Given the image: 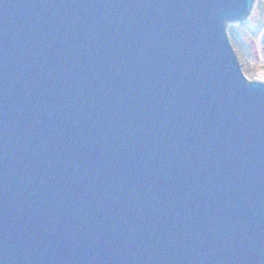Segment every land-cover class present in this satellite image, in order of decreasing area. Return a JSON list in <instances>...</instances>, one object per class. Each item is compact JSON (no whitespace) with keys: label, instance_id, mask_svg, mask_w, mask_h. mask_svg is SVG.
I'll list each match as a JSON object with an SVG mask.
<instances>
[{"label":"water","instance_id":"obj_1","mask_svg":"<svg viewBox=\"0 0 264 264\" xmlns=\"http://www.w3.org/2000/svg\"><path fill=\"white\" fill-rule=\"evenodd\" d=\"M258 0H0V264H264Z\"/></svg>","mask_w":264,"mask_h":264},{"label":"rangeland","instance_id":"obj_2","mask_svg":"<svg viewBox=\"0 0 264 264\" xmlns=\"http://www.w3.org/2000/svg\"><path fill=\"white\" fill-rule=\"evenodd\" d=\"M258 3L248 20L228 28L232 45L249 80H264V0H258Z\"/></svg>","mask_w":264,"mask_h":264},{"label":"trees","instance_id":"obj_3","mask_svg":"<svg viewBox=\"0 0 264 264\" xmlns=\"http://www.w3.org/2000/svg\"><path fill=\"white\" fill-rule=\"evenodd\" d=\"M259 4V3H258ZM259 6V5H258ZM258 6H257V8H258Z\"/></svg>","mask_w":264,"mask_h":264}]
</instances>
